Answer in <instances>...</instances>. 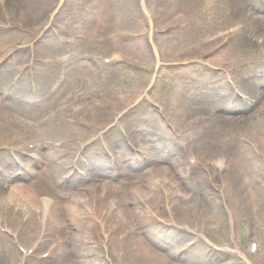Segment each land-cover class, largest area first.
<instances>
[{"label":"bare ground","instance_id":"obj_1","mask_svg":"<svg viewBox=\"0 0 264 264\" xmlns=\"http://www.w3.org/2000/svg\"><path fill=\"white\" fill-rule=\"evenodd\" d=\"M7 1L0 0V6H6ZM22 1L27 2L26 7L29 9L28 2L30 0ZM238 2H243V0H236V3ZM253 7V12L255 10L260 11L258 6L253 5ZM248 18L250 24L247 27L245 25L240 27L233 25L226 28H217L212 32V37L209 36L206 39L196 41L185 50L177 48L176 55L173 56L174 62L183 60V56L186 55L191 57L190 60L188 59L189 65L187 67L189 68L186 69V74L190 76V79L193 80L196 76L191 72L193 66H196L194 70L202 69L205 72L204 91H200V94L205 97L204 101L188 106V111L175 101L165 104L164 115H166L167 121L174 128H183L182 125L186 126L189 133L184 136V142L180 143L182 147L179 145L177 147L176 144L171 146L172 138L169 137H160L158 144L151 143L153 140L144 143L145 148H149V145L152 144L150 148L154 150L156 155L161 156L163 154L162 156L171 157L169 161L170 168L155 165L142 176L143 178L132 175V178L126 179V183L125 181L120 182V186L117 188L113 184V180L105 183V181H101L96 177H102L110 171L113 174L111 175L114 176L117 171L122 169L116 170L109 159L98 158L96 153L88 152L87 157L89 158L86 160H89V165H93V169H86L87 173L89 176L93 172L98 174L95 177L93 176L92 183L84 189L85 194L90 195L86 201H83L84 197L78 194L75 195L76 197L71 195L73 199L65 198L64 195L60 194L57 187L60 183L56 179L57 172L65 171L67 168L71 170L72 166H75L78 150L94 144L102 137L113 138L114 146L109 141L108 149L113 150L115 145L119 146L121 148L120 154L124 155L127 151V145L121 147V138L116 135L114 128L120 126L123 118L129 115L134 107L141 104V99L145 101L146 105L153 108L156 106L154 103H158L160 97L154 92L149 94V90L145 89L146 86H140L138 93H135L137 95L108 120L101 117L102 113L100 114L99 111L102 110V107L92 105V100L81 107L78 105L66 106L67 111L75 112L76 115L82 111L86 113L87 107L92 109V112L88 114V118L84 116L82 121L86 127H90L96 134L89 142L86 138L78 143H73L74 137L72 135L77 128L72 124V121L60 120L58 100L59 97H65L67 91L59 92L56 99L48 105L50 106L49 109L54 111L55 115L53 117L59 115L58 120L60 121L56 120L57 117L52 119L50 116H39L38 111H32V108L35 107V100L32 108L30 107L31 104L26 105V107L23 106L22 99L29 100L35 97L30 93L31 90L23 85L20 87L22 90L19 92L18 99H15L13 104L0 101V107L2 106L3 110L1 114L0 108V142L11 135L14 137L9 138L10 144L21 142L23 147L27 148V142H23V136L29 135L28 133H31L32 129L35 128L42 135L53 131L63 135L55 140L59 142L58 149L44 150L42 154L38 153L37 157L34 158L38 164L45 167L41 172L26 168V172L36 174L37 177L34 181L29 184L19 182L10 185L0 182V227L2 228H0V232L3 230L5 233L14 235L12 238H8L6 235L0 234V264H5L7 261V254H10L12 250L11 243L19 242L17 238L18 230L16 229L19 228V225L23 228L24 225L22 224H25L28 228L33 225L38 226V237L44 239L49 237L53 231L56 234L58 233L57 243L59 244L61 264H80L82 262L81 258L84 260V264H103L105 259L97 257L100 248L104 250V255L110 256L109 254H111L112 257L114 256L116 264H174L175 261L179 262L182 255V253L180 254L182 252L180 247L176 245L172 248H165L173 242V239L166 232L167 230H164L165 226L158 225V227L143 230L147 224L146 214L157 217L161 216L160 214L167 213L170 216L168 221L172 222L174 220L180 225L183 224L181 219L179 222L173 218L174 211L178 209L184 217L183 221L185 223L183 225L185 227L183 228L199 227L196 230L205 238L204 231L201 230L203 226L207 227L204 228L207 233L220 235L221 218L211 216L209 214L210 209L218 212L219 208L227 206L228 227L241 221L263 224L264 217L260 215V211L264 206V191L256 188V186L258 185L264 189V68L262 67L264 58L261 55H256L253 58L248 54V51L253 50V53H256L261 50L264 54V16H258L250 12ZM9 19H12V17ZM11 22L12 20L0 24V29H6L4 32H0V52L4 50L10 41L14 40L13 36L9 34L13 33V29L8 30V28L18 26L19 23L13 24ZM96 23L97 25L100 24L99 21H96ZM230 35L240 37L234 43L232 40V47L228 49L229 39L227 38ZM235 38L233 37V39ZM24 42L29 43L30 39L26 38ZM115 43H117L116 40ZM115 45L116 48H121L118 43ZM137 45H139L137 51L142 52L141 44L138 43ZM153 48L154 54L157 55L155 47ZM122 54L121 51H114L106 55L103 61L106 64L112 63V65L129 62L128 58L127 61L126 58L123 59ZM203 58L204 60H202ZM73 73L75 81L70 84V87L73 88L71 93L76 94L77 91L74 89L76 79L84 74H94V72L87 65L80 64L77 69L73 70ZM57 74L56 71L47 68V66L46 70L44 68L41 71L38 70L37 84L43 89H40L36 84L37 88L35 86L33 92H37L38 89L42 91L41 93H44L48 86L56 88L64 72ZM181 75L184 74L181 72ZM5 79L4 75H0V90L3 88L2 84H5ZM176 81L177 87L174 83L172 89V95L174 96L181 94L183 90V86L180 85L182 80L177 78ZM139 84L140 82L138 84L136 82L134 86L137 87ZM3 90L10 93L9 89ZM140 92L145 93L144 98L139 95ZM95 93H97V90H95ZM90 95L92 96V94ZM11 96L12 93L8 95L10 99ZM70 96L72 98V95ZM76 96L80 97V94ZM82 97L84 98L81 95ZM94 111L98 112L95 113ZM155 113L154 110H150L146 116L151 117V124L149 125L153 129H158L159 123ZM25 114H29L30 116H28L34 118V120L30 119L32 122L26 121L27 116H23ZM84 124H78V126H81L78 128L84 127ZM166 126L169 128L167 124ZM176 131L179 132L178 129ZM127 141L128 145L129 143L134 145L138 143L134 134L129 136ZM28 152L31 153L32 151ZM112 156L118 158L113 151ZM129 156L130 158L125 161L127 168H136V156L134 153H130ZM0 158L4 168L8 166L11 168L13 164L9 160L1 156ZM86 160H79L78 163L82 164L83 161L85 163ZM164 161L160 158L157 159L156 163ZM26 166L30 167L27 164ZM0 176L3 177L4 175ZM139 176L141 177V175ZM16 177H22V174L17 173ZM212 184L221 196H213L210 189ZM131 186L136 189L130 188ZM38 188H47L58 198V201L52 204L50 195H36ZM119 191L123 195L128 191H133L137 199L129 200L121 196L119 200L115 201L110 198L109 194ZM212 196L214 199H212ZM225 196L229 198V202L228 199L225 200ZM96 205L99 209L96 208ZM160 205L162 206L161 212L158 209ZM57 209H61L66 218H70L72 224H68L67 220L61 221L58 218ZM94 216L98 219L96 220ZM10 218H12L11 223L17 224V228L11 227ZM107 221L112 224L107 226ZM95 222L96 224H94ZM214 222L215 225H213ZM207 223L209 225H205ZM79 224L84 229L81 235L75 234L72 227H70L72 225L77 229ZM235 226L236 229H239L238 224ZM92 227L98 229L99 233L94 234L102 239L98 243L96 242V236L92 233ZM15 234L17 235L16 238ZM71 234L76 236L78 242L72 241L71 237L73 235ZM259 235L264 242V227L262 234ZM112 239H117L118 245L115 251H110L108 244H106L107 241L109 242ZM209 246L207 245V247ZM218 246H210L213 251L212 256L215 259H223L227 252L220 248L223 247L225 250H229V245L222 239ZM255 247L256 249L248 252H236L243 264L262 263L264 250L262 249L261 252V246L257 247L256 245ZM188 250L191 249L186 248L187 252ZM158 251L165 252L166 255L162 256ZM55 255L57 254L49 251L46 257H54ZM88 255L91 256L92 260L90 261L92 262H86L85 257ZM26 257V254L19 256L17 263L14 264L22 263ZM207 258L208 256H206V260ZM168 259H171L174 263H171ZM36 263L51 264L48 258ZM182 263L191 264L186 261Z\"/></svg>","mask_w":264,"mask_h":264},{"label":"rangeland","instance_id":"obj_2","mask_svg":"<svg viewBox=\"0 0 264 264\" xmlns=\"http://www.w3.org/2000/svg\"><path fill=\"white\" fill-rule=\"evenodd\" d=\"M6 3L4 7L0 6V24L5 21L10 22L11 20V23L19 24L18 26L8 28V30L13 29V33L9 34L13 36L14 40L10 41L4 50L0 52V75H4L6 78L5 84H2L3 88L0 90V101L2 103L13 104V101L18 99L19 92L22 90L20 87L23 85L29 88L31 90L30 93L35 97L29 100L22 99V105L26 107V105L31 104L30 107L32 108L33 101L35 100V107L32 108V111H38L39 116H50L52 119L57 117L56 120H58L59 115L53 117L55 115L54 111L49 109L50 106L48 105L56 99L59 92L67 91L65 97H59L58 100L60 104V120L72 121V124L77 128L76 132L72 135L74 137L73 143H78L86 138L89 142L93 135L96 134L90 127H86L82 121L84 116L88 118V114L92 112V109L86 106V113L82 111L76 115L74 114L75 112L67 111L65 109L66 106L73 107L74 105H78L81 107L85 106L86 102H91L92 100V105L102 107V110L99 111L100 114L102 113L101 117L108 120L137 95L135 93H138L137 91L140 86H146L145 89L149 90V94L154 92L160 97L159 102L154 103L156 106L153 108L146 105L145 101L141 99V104L138 107H134L130 111V114L123 118L120 126L114 128L116 135L121 138V147H126L127 145V151L124 155L120 154L121 148L119 146L115 145L113 150L108 149L109 146L107 145H109V141L112 145L114 144L113 138L102 137L94 144L78 150L75 166H72L71 170L67 168L65 171L57 172L56 179L60 181L57 187L60 194L69 199L72 198L71 195L75 196L78 194L84 198L86 197L85 199L83 198V201H86L90 197V195L85 194L84 189L92 183L91 179L93 176L95 177L98 174L93 172L89 176L87 173L86 169H93V165H89V160H86L89 158L87 157L88 152L96 153L98 158L109 159L114 169H122L121 171H117L114 176H112L113 174L110 171L102 177H96L101 181H105V183L113 180V184L117 188H119L120 182L125 181L126 183V179L132 178V175L138 176L137 178H143L142 176L155 165L157 167L170 168L169 161L171 157L162 156L163 154L161 156L156 155L154 150L150 148L152 144L149 145V148H145L144 143L153 140L151 143L158 144L160 137H169L170 139L172 138L171 146L176 144L177 147H182L180 143L184 142V136L189 133L186 126L182 125L181 127L183 128H174L167 121L166 115H164V111L166 110L165 104L175 101L188 111V106L204 101L205 97L200 94V91H204L205 87V72L202 69L194 70L196 66H193L191 68L193 71L191 72L196 76L193 80L190 79V76L186 74V69L189 68L187 67L189 65L188 59L190 60L191 57L186 55L183 56V60L174 62L173 56L176 55L177 48L185 50L196 41L206 39L209 36L212 37V32L217 28H226L233 25L235 27L244 25L247 27L250 24V19L248 18L250 12L258 16H264V0H243V2L238 3H236V0H30L28 5L31 8L29 6V9L26 7L27 2H23L22 0H15L14 2L13 0H8ZM253 5L255 7L258 6L260 11L255 10L253 12ZM11 17L12 19H9ZM96 21H99L100 24L97 25ZM4 30L6 29L2 28L0 32H4ZM229 37L227 38L229 39V46L227 47L231 49L232 40L234 43L240 36L230 35ZM233 37L236 38L233 39ZM26 38L30 39L29 43L24 42ZM115 40L121 48H116L115 44L117 43L114 44ZM138 43L141 44L142 52L137 51L139 47ZM153 47H155L157 55L154 54ZM114 51L123 52V59L126 58L127 61L128 58L130 61L116 65L104 63L105 56ZM248 54L253 58L256 55H261L264 58L261 50H258L256 53H253V50H249ZM80 64H85L92 68L94 74H84L79 79H76L74 89L77 93L75 94L71 93L73 88L70 87V84L75 81L73 70L77 69V66ZM46 66L56 71V74L64 72V75L59 80L56 88L48 86L44 93H41L42 91L38 89L34 93L33 90L38 82V70L41 71L42 68L46 70ZM262 67L264 68V62ZM181 72L184 75H181ZM177 78L182 80L180 85L183 86V90L181 94L174 96L172 95V89L174 88V83L177 87ZM136 82L137 84L140 82L138 86L136 85L137 87L134 86ZM37 86L39 85L37 84ZM39 88L43 89L41 86ZM3 89L10 90V93H12L11 99L8 97L10 93ZM95 90H97V93L94 94ZM140 93L139 95L144 98L145 93ZM77 94H80V97H77ZM70 95H72V98H70ZM81 95L84 98H81ZM0 108L2 114V106ZM150 110L156 112L155 114L159 123L158 129H153L149 125L151 124V117H147L146 115ZM28 115L25 114L23 116H27L25 118L26 121L32 122L30 119L34 120V118ZM80 123H83L84 127L78 128L81 127L78 126ZM32 130L31 133H28L29 135L23 136V142H27V148H24L21 142L10 144L9 138L14 137L11 135L8 138H4L3 142H0V156L5 157L13 164L11 168L8 165V167L4 168L2 166V159L0 158V175H4L3 177L0 176V182L7 183L5 185L19 182L29 184L31 181H34L37 177L36 174H28L24 169L28 168L33 169L35 172H41L45 167L38 164L34 158L37 157L38 153L42 154L44 150L49 151L53 148H59L57 147L59 142L55 140L59 136H63L62 134L53 131L42 135L39 131L37 132V128ZM133 134L137 137L138 143L136 145L129 143L128 145L127 140ZM69 150L73 151L72 149ZM28 151L32 152L29 153ZM112 151L116 153L118 158L112 156ZM130 153H134L136 156V168L132 167V169H129L125 164L126 159L130 158ZM159 157L165 161L156 163L157 159H160ZM79 160H86V162L84 163L83 161L81 164L78 163ZM26 164L30 167H27ZM17 173H21L22 177H16ZM126 187L128 186L126 185ZM212 187L210 189L213 196H221L218 194V190ZM130 188L136 189L132 186ZM256 188L264 191L258 185ZM121 193L120 191L113 192L109 195L115 201L119 200L121 196L129 200L137 199L133 191H128L125 195ZM36 195H50L52 197L50 198L52 204L58 201V198L47 188H38ZM213 196L212 199H214ZM226 199L229 202V198L225 196ZM96 208L99 209L98 205H96ZM158 209L161 212L162 206L160 205ZM219 209L218 212L210 209L209 214L211 216H219V218L217 217L218 219L221 218L220 235L207 233L204 230V228H207L206 226H203L201 229L204 231L203 234L206 238L196 230L199 227L184 229V217H182L183 215L178 209L174 211L173 218L179 222L181 219V223L183 224L179 225L174 220L172 222L168 221L170 216L167 213L160 214L161 216L157 217L146 214L147 224L143 230H149L152 227H158V225L165 226L164 230H167L166 232L173 239L171 245L165 248H172L178 245L182 251L180 252V254L182 253L181 259H179L180 263L178 261L174 263V261L168 259L174 264H184L182 262L185 261L191 264H243L236 254L237 251L248 252L256 249V245L257 247L261 246V252L264 250V242L259 235L260 233L262 234L264 223L259 225L260 223L241 221L237 223L239 229H236V223L228 227L227 206ZM56 211L61 221L67 220L68 224H72L70 218H66L61 209H57ZM260 215L264 217V206L260 211ZM94 218L98 219L96 216ZM11 219L9 220L11 227L17 228V224L11 223ZM106 223L107 226L112 224L109 221ZM164 223L169 224L165 225ZM22 225H24L23 228L19 225V228L16 229L18 230V237L15 234V238L17 237L19 242L15 244L14 242L11 243L12 250L10 254H7L8 259L5 264L17 263L19 256L24 254L27 255L26 259L18 264H37L36 262L47 258L51 264L62 263L59 255V244L57 243V239L59 238L58 233L56 234L53 231L49 237L44 239L43 237H38V226L33 225L31 228H28L25 224ZM205 225H209V223ZM213 225H215V222ZM78 226L75 229L74 226L70 225L75 234L81 235L84 229L81 224ZM91 230L93 234L99 233L95 227H92ZM0 234L6 235L8 238L14 236L5 233L3 230ZM95 234L94 236H96ZM71 239L74 242H78L75 235ZM222 239L229 245V250L221 247L220 249L227 253L223 256V259H215L212 256L213 251L211 247H219V242ZM99 240L102 239L96 236L97 243ZM106 244H108L110 251H115L118 245L117 239L107 241ZM206 244L211 247H207ZM234 247L236 248L234 249ZM186 248L191 250L187 252ZM48 249L57 255L46 257L49 253ZM158 252L162 256L166 255L165 252ZM104 253L102 248L97 253V257L105 259L103 260V264H116L114 256L112 257L111 254H109L110 256H106ZM206 256H208L207 260ZM85 259L86 262H92L90 261L92 260L90 255L86 256ZM81 261L80 264H84L82 258ZM261 264H264V258Z\"/></svg>","mask_w":264,"mask_h":264}]
</instances>
